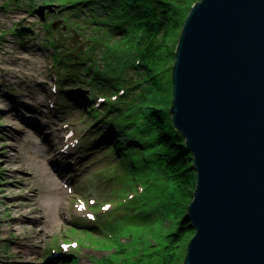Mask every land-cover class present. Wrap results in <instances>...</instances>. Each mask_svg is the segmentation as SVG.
Here are the masks:
<instances>
[{
	"label": "rangeland",
	"instance_id": "1",
	"mask_svg": "<svg viewBox=\"0 0 264 264\" xmlns=\"http://www.w3.org/2000/svg\"><path fill=\"white\" fill-rule=\"evenodd\" d=\"M68 1L0 0V264H108L119 248L127 256L114 254L115 261L151 264L150 254L165 244L187 209L171 189L162 188L161 172L142 169L137 148L113 144L110 126L123 120L122 109L100 116L109 108L84 69L105 64L104 42L113 43L116 54L126 56L127 51L117 44L121 34L109 39L107 26L100 28L105 32L99 29L88 6L75 10ZM180 22L169 29L171 50L179 41ZM21 26L31 31L19 35L16 28ZM50 37L64 55L93 50L75 67L79 74L73 81L63 79L61 69L67 64H58V55L46 43ZM169 58L167 62L173 54ZM75 68L66 66L64 74ZM124 72L123 87L110 86L123 95L142 78L136 69L125 67ZM156 81V99L170 108L173 69L164 70ZM145 83L124 98L136 96ZM112 89H105L108 100L119 104ZM29 117L38 118L39 131ZM134 130L126 128L127 133ZM62 154H67V165L62 162L58 174L52 165L60 164ZM70 257L74 261L64 263Z\"/></svg>",
	"mask_w": 264,
	"mask_h": 264
},
{
	"label": "water",
	"instance_id": "2",
	"mask_svg": "<svg viewBox=\"0 0 264 264\" xmlns=\"http://www.w3.org/2000/svg\"><path fill=\"white\" fill-rule=\"evenodd\" d=\"M169 111L197 171L182 264H264V0L193 3Z\"/></svg>",
	"mask_w": 264,
	"mask_h": 264
},
{
	"label": "trees",
	"instance_id": "3",
	"mask_svg": "<svg viewBox=\"0 0 264 264\" xmlns=\"http://www.w3.org/2000/svg\"><path fill=\"white\" fill-rule=\"evenodd\" d=\"M69 1L68 4L74 9L76 8L75 10L81 11L84 6H88L89 12L91 11L90 15L99 24V29L107 26V32L110 35L109 39H113L114 34L117 32V34H121L117 44L120 50L127 51L126 56H124L123 52L116 54L114 53V44L104 42L109 52L104 54L106 56L105 64L102 67H99V65L84 69L87 74L88 72L91 74L89 80L96 83L103 95L102 102H105V105L109 108V110L102 112L100 116L106 117L109 112H114V108L122 109V113L119 115H122L123 120L120 122L116 121V124H111L110 126V130L113 131V133L110 132V137L113 136L111 139L113 144L119 148L121 147L120 144H123V147L134 146L137 148L140 154L138 155V160L144 164L142 169H157L161 172L164 186L162 188H165V190L171 189L173 196L175 194L179 196L181 204L187 209L194 196L197 182V171L194 167L193 155L186 144L185 138L174 126L169 108L163 105L162 100L156 99L153 85H157L158 82L156 80L164 70L173 69L177 44L175 43L173 50H171L172 43L170 42L169 29L171 27L175 28L180 20H182V23L180 22V26H182L193 3L197 0ZM51 27H53L52 23ZM100 30L105 32L103 29ZM50 38L46 43L49 44V48L52 49L53 47L56 56L58 55L59 65L65 63V65L67 64L66 66H74L75 68L77 65L84 64L86 58H89L93 52V50H89L88 53L73 51L64 55L58 53L59 44L53 40V37ZM110 53L115 57H112ZM170 53L171 55L173 54L174 58L171 62H167V60H170ZM70 55L75 56V59ZM131 55L135 56H133L134 59L132 57V59L126 58ZM68 61H71V63ZM168 63L167 68H164ZM65 67L61 69L65 76H63V79L73 81V77H78V69L75 68L76 70L72 74L66 75V73L64 74L66 71ZM125 67L131 70L136 69L142 75V78L133 81V86L125 88L126 94L130 90L135 89V86L142 84L143 80L147 82L143 90L137 92L133 98H124L125 93V95L123 93L119 94L110 87L112 85L116 89L123 87L122 83L127 80V73L124 72ZM121 68L123 70L122 75L119 74ZM106 88L112 89L111 93L114 95L119 94L117 98L120 105L108 100L111 96L108 97L106 95ZM63 89L64 87H62ZM70 92L74 93V91ZM97 110L95 109V113ZM100 116L95 115L97 118ZM114 117L117 118L118 115L116 114ZM107 118L110 122L113 120L111 117ZM126 128H134L135 130L132 133H127ZM95 139L91 140L96 141ZM128 154L132 155L133 151L128 152ZM118 155L120 156V154ZM132 164L136 166L135 161ZM194 233L193 224L187 214H184L177 228L166 235L165 244L150 254L151 264H182L186 255V242L191 239ZM114 254L116 256L124 254V259L127 256L125 250L116 249L110 255L108 264H127L125 260L115 261L113 259ZM72 258L70 257L69 260H64L65 262H63L74 261ZM56 259L57 263H60V255ZM93 264H102V262L95 261Z\"/></svg>",
	"mask_w": 264,
	"mask_h": 264
},
{
	"label": "bare ground",
	"instance_id": "4",
	"mask_svg": "<svg viewBox=\"0 0 264 264\" xmlns=\"http://www.w3.org/2000/svg\"><path fill=\"white\" fill-rule=\"evenodd\" d=\"M12 108V107H11ZM23 117H28V116H26V115H23ZM29 120H30V125H32L33 126V128H35V130L36 131H39V128H38V118H33V117H29ZM37 126V127H36ZM33 128H31V131H33ZM39 136V135H38ZM50 138V136H48V134L44 137V139H43V141L45 142L46 140H48ZM37 141V140H36ZM41 143V142H40ZM42 144V143H41ZM68 154V153H67ZM66 154V155H67ZM66 155H64L63 156V154H62V156H61V159H60V164L59 163H55V164H53L52 165V168L53 169H55L57 172H58V174H60V173H62L63 172V166H64V164H66ZM55 160L53 159L52 160V162H54ZM64 164H63V163ZM67 165V164H66ZM54 166H55V168H54Z\"/></svg>",
	"mask_w": 264,
	"mask_h": 264
}]
</instances>
